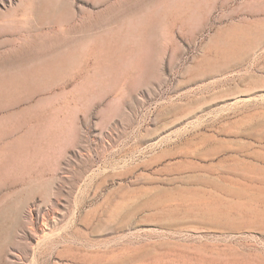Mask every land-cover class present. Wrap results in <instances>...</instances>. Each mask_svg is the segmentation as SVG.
Wrapping results in <instances>:
<instances>
[{"label": "rangeland", "instance_id": "374dc122", "mask_svg": "<svg viewBox=\"0 0 264 264\" xmlns=\"http://www.w3.org/2000/svg\"><path fill=\"white\" fill-rule=\"evenodd\" d=\"M32 1L0 0V264H264V0Z\"/></svg>", "mask_w": 264, "mask_h": 264}, {"label": "bare ground", "instance_id": "6f19581e", "mask_svg": "<svg viewBox=\"0 0 264 264\" xmlns=\"http://www.w3.org/2000/svg\"><path fill=\"white\" fill-rule=\"evenodd\" d=\"M99 1H100V0H99ZM135 1H136V0H135ZM31 2H33V1L31 0ZM25 3H27V2H25ZM29 3H30V1H29L27 4H29ZM35 3H36V2H35ZM48 3H49V1H48ZM27 4H26V5H27ZM49 4H50V3H49ZM30 5H31V3H30ZM39 5L42 6V3L39 4ZM53 5H54V4H53ZM31 6H33V3H32ZM31 6H29L30 9H32L35 5H34L32 8H31ZM37 6H38V5H37ZM43 6H45V5L43 4ZM43 6H42V7H43ZM23 7H25V5H24V6L22 5V8H23ZM38 7H39V6H38ZM42 7H41V10H42ZM57 7H58V6H57ZM60 7H61V6H60ZM27 8H28V7L24 8V10H23L22 12H24V11H28V12H26V13L28 14L30 9L28 10ZM15 9H16V8H15ZM19 9H20V8H19ZM25 9H27V10H25ZM43 9H44V10H42V11H38V10H36L35 7H34L35 12L37 13V19H38V16H39V18L41 17V19H42V18H43V19L58 18V15H59L58 10H57L55 7L53 8V7L51 6V4H50V5H47V6H46L45 8H43ZM39 10H40V9H39ZM11 11H12V10H11ZM19 11H20V10H19ZM30 11H31V10H30ZM37 11H38V12H37ZM68 11H70V10H67V9H66V12H68ZM32 12H33V11H32ZM64 12H65V11H64ZM66 12H65V14H66ZM101 12H102V11H101ZM26 13H25L24 15H26V17H27L26 20H28V17H29V16H28ZM36 13H35V14H36ZM60 14H61V13H60ZM89 14H90V13H89ZM33 15H34V12H33ZM62 15H63V14H62ZM67 15H70V12L67 13ZM67 15H66V16H67ZM31 16H32V15H31ZM34 16H35V15H34ZM91 16H92V15H91ZM143 16H144V15H143ZM22 17H23V16H22ZM24 18H25V17H24ZM29 18H30V17H29ZM138 18H139V17H138ZM43 19H42V20H43ZM145 19H146V18H145ZM4 20H5V19H4ZM4 20H3V21H4ZM29 20H30V19H29ZM38 20H39V19H38ZM59 20H60V19H59ZM57 21H58V20H57ZM142 21H143V19H142ZM40 22H43V21H40ZM51 22H52V21H51ZM128 22H129V21H128ZM140 22H141V21H140ZM29 23H30V21H29ZM82 23H84V22H82ZM134 23H135V22H134ZM2 24H3V23H2ZM5 24H6V23H5ZM25 24H27V21H26ZM60 24H61V22H60ZM140 24H141V23H140ZM8 25H9V24H8ZM11 25H12V24H11ZM27 25H28V24H27ZM13 26H14V25H13ZM24 26H25V25H24ZM136 26H137V25H136ZM18 27H19V26H18ZM26 27H27V26H26ZM137 27H138V26H137ZM137 27H136V28H137ZM39 28H40V27H39ZM125 28H126V27H125ZM134 28H135V26H134ZM134 28H133V29H134ZM136 28H135V29H136ZM0 29H1V28H0ZM127 29H128V28H127ZM129 29H130V28H129ZM129 29H128V30H129ZM135 29H134V30H135ZM3 30H4V29H3ZM3 30H2V31H3ZM12 30H13V29H12ZM30 30H31V28H30ZM32 30H33V29H32ZM32 30H31V31H32ZM117 30H118V29H117ZM21 31H22V30H21ZM119 31H120V30H119ZM35 32H36V31H35ZM59 32H60V31H59ZM62 32H63V31H62ZM125 32H127V31H125ZM259 32H260V31H259ZM262 33H263V32H262ZM16 34H17V33H16ZM36 34H37V33H36ZM43 34H45V33H43ZM35 36H36V35H35ZM239 36H240V35H239ZM28 37H29V36H28ZM245 37H246V35H245ZM247 37H248V36H247ZM37 38H38V37H37ZM57 38H58V37H57ZM260 38H261V37H260ZM27 39H28V38H27ZM127 39H128V38H127ZM245 39H246V38H245ZM245 39H244V40H245ZM247 39H248V38H247ZM261 39H262V38H261ZM52 40H53V39H52ZM248 40H249V39H248ZM32 41H33V40H32ZM136 41H137V40H136ZM20 42H21V41H20ZM27 42H28V40H27ZM36 42H37V41H36ZM123 42H124V41H123ZM137 42H138V41H137ZM38 44H39V43H38ZM236 44H237V43H236ZM26 45H27V44H26ZM26 45H25V46H26ZM28 46H29V45H28ZM45 47H46V46H45ZM78 47H79V46H78ZM121 47H122V46H121ZM215 47H217V46H215ZM22 48H23V47H22ZM58 48H59V47H58ZM98 48H99V47H98ZM11 50H12V49H11ZM67 50H68V49H67ZM72 50H73V49H72ZM27 51H28V50H27ZM104 51H105V50H104ZM224 51H225V50H224ZM93 52H94V51H93ZM97 52H98V51H97ZM219 52H220V51H219ZM246 52H247V51H246ZM34 54H35V53H34ZM2 55H3V54H2ZM242 55H243V54H242ZM116 56H117V55H116ZM1 57H2V56H1ZM111 57H112V56H111ZM226 57H227V56H226ZM72 58H73V57H72ZM220 58H221V57H220ZM25 59H26V58H25ZM110 60H111V59H110ZM110 60H109V61H110ZM236 60H237V59H236ZM3 61H4V60H3ZM208 61H209V60H207V62H208ZM76 63H77V62H76ZM81 63H82V62H81ZM104 63H105V62H104ZM226 64H227V63H226ZM220 66H221V65H220ZM224 66H225V65H224ZM22 70H23V69H22ZM18 72H19V71H18ZM40 73H41V72H40ZM10 74H11V73H10ZM34 74H35V72H34ZM10 76H11V75H10ZM12 76H13V75H12ZM24 77H25V78H24V80H25V79H26V76H24ZM38 77H39V76H38ZM1 78H2V77H1ZM9 78H10V77H9ZM22 78H23V77H22ZM22 78H21V76H20L19 79L22 80ZM29 78H30V76H29ZM3 79H5V78H3ZM1 80H2V79H1ZM27 80H28V79H27ZM40 80H41V79H40ZM10 81H11V80H10ZM2 82H3V81H2ZM4 82H5V81H4ZM6 82H8V79H6ZM11 82H12V81H11ZM14 82H15V81H13L12 83H14ZM20 82H21V81H20ZM8 83H10V82H8ZM23 83H24V82L22 81V84H23ZM26 83H28V81L25 82V85H22V84H21V85L25 87V86H27ZM3 84H4V83H3ZM15 84H16V82H15ZM12 90H13V89H12ZM12 102H13V101H12ZM14 116H15V115H14ZM10 117H11V116H10ZM20 117H21V116H20ZM6 118H7V117H6ZM30 118H31V117H30ZM9 119H10V118H9ZM30 120H31V119H30ZM11 131H12V130H11ZM17 132H18V131H17ZM6 135H7V134H6ZM26 141H27V140H26ZM13 207H14V206H13ZM44 221H45V220H44ZM45 224H46V223H45Z\"/></svg>", "mask_w": 264, "mask_h": 264}]
</instances>
